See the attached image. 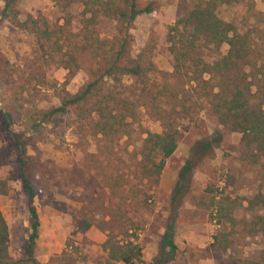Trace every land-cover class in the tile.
Segmentation results:
<instances>
[{
  "label": "rangeland",
  "instance_id": "374dc122",
  "mask_svg": "<svg viewBox=\"0 0 264 264\" xmlns=\"http://www.w3.org/2000/svg\"><path fill=\"white\" fill-rule=\"evenodd\" d=\"M137 3L140 8L149 6L152 12L139 15L132 24L131 58L146 63L145 67L151 63L152 69L144 80L148 88L136 117L127 119L123 127L126 133L112 142L96 127L98 117L91 103L43 118L44 113L60 106L56 90L69 80L66 89L76 94L88 82L97 62L87 53L79 55V68L69 77L60 62L48 59L46 49L33 34L18 30L1 15L5 0H0V52L7 61L6 74L0 75V110L13 117L12 132L5 131L0 119V180L7 181L9 187L8 194L0 197V209L9 229L10 258L16 262L25 257L31 232L29 202L21 178L27 170L18 163L15 133L27 145L25 159L40 219L34 252L41 264H56L55 258L65 251L76 259L75 264H108L102 246L111 229L122 242L127 233L135 236L144 264H150L146 260L156 262L163 229L189 221L190 208H195L196 219L210 225L212 234L232 230L231 247L213 249L212 243L199 250L181 244L174 260L167 259L164 264H202L206 260L215 264L258 263L264 259V234L250 236L245 223L264 214L260 208L248 209V201L264 190V157L254 163L252 150L241 142L242 136L218 124L211 105L191 90L194 84L184 88L172 76L168 31L193 10L195 2ZM16 10L21 22L40 12L62 25L66 12L76 16L83 6L80 0H19ZM218 15L238 31L249 32L253 51L261 55L257 65H264V0H236L230 6H220ZM115 29L114 19L102 18L95 31L101 39L111 40ZM226 51L223 47L220 53ZM203 53L207 63L218 57L212 46L203 48ZM43 71L45 79L40 82ZM103 87L100 97L108 86ZM139 88L137 80L124 77L118 93L134 102L140 96ZM174 120L179 134L177 151L167 161L157 185L142 183L136 168L129 169L123 160H135L146 134H160L163 124ZM213 138L220 141L197 160L194 144ZM189 159L196 161L190 188L175 200L178 174ZM226 209L234 224L223 220L220 226L215 219L217 211ZM110 215L117 218L114 225L109 223Z\"/></svg>",
  "mask_w": 264,
  "mask_h": 264
},
{
  "label": "trees",
  "instance_id": "16d2710c",
  "mask_svg": "<svg viewBox=\"0 0 264 264\" xmlns=\"http://www.w3.org/2000/svg\"><path fill=\"white\" fill-rule=\"evenodd\" d=\"M191 1L195 2L193 10L179 18L168 31L167 51L174 69L172 76L184 88L194 84L191 90L211 105L218 124L228 132L241 135V142L252 150L251 158L254 163H258L260 157H264V65H257L261 55L253 51L249 32L238 31L218 15L220 6H230L236 0ZM18 2L19 0H5L1 15L18 30L33 34L43 50L46 49L48 59L60 62L69 72V77L74 76L79 68V55L87 53L97 62V68L89 72L88 82L76 94L67 91L69 80L60 86V90H56L60 106L44 113L43 118L91 103L98 117L96 127L100 134L115 142L116 137L126 133L123 130L125 122L136 117L140 101L145 99L144 94L147 92L148 85L144 80L148 77L152 64L148 63L145 67L146 63H139L131 58L133 38L130 31L135 19L139 15L150 14L152 9L149 6L140 8L137 0H80L83 10L76 16L66 12L64 24L61 25L50 21L46 14L40 12L36 17L29 16L25 22L19 21L20 15L16 10ZM102 18L116 21L115 35L111 40L101 39L96 34L95 28ZM210 46L218 53V57L207 63L203 48ZM223 47L227 51L221 54ZM6 65L7 61L0 52V75L6 74ZM41 76L40 82L45 79L44 71ZM124 77L138 81L140 96L134 102L118 93ZM106 80L113 83V86L107 84ZM106 85V94L100 97L103 86ZM94 99L98 100L94 102ZM0 119L5 131L12 132V115L0 110ZM174 123L175 120L163 124V132L160 134L147 133L139 155L133 157L135 160H123L129 169L133 166L136 168V175L142 183L157 185L167 161L177 151L179 134ZM13 137L19 148L18 163L23 170H27L21 178L29 202L31 232L24 247L25 257L12 261L9 254V229L0 209V264H41L34 252L39 239L40 219L34 206L36 194L25 159L27 145L18 134L14 133ZM219 141V138H213L195 143L192 150L197 153V160L211 152L214 144ZM195 164L196 161L189 159L181 168L175 188V200L180 193L190 188ZM8 191V182L0 180V197L6 196ZM248 207L251 211L259 208L264 211L262 188L248 201ZM228 212L230 211L227 209L217 211L215 219L218 225L221 226L223 220L234 224L235 220ZM116 219L110 215L109 223L114 225ZM245 226L249 228L250 236L263 235L264 214L257 215L250 223H245ZM174 229L172 224L167 225L160 243V259L150 264H164L167 259L174 260L178 253ZM233 234L232 230L227 229L218 232L213 237L211 248L229 249ZM128 235L125 234L122 242L117 240L112 229L108 232V239L102 246L108 264H144L141 246L134 240L135 236ZM54 262L75 264L76 259L65 251ZM255 264H264V259Z\"/></svg>",
  "mask_w": 264,
  "mask_h": 264
},
{
  "label": "crops",
  "instance_id": "0c3cea01",
  "mask_svg": "<svg viewBox=\"0 0 264 264\" xmlns=\"http://www.w3.org/2000/svg\"><path fill=\"white\" fill-rule=\"evenodd\" d=\"M191 207V206H190ZM195 208H190L189 215L190 220L183 222L175 227V244L179 248L181 244L195 247L199 250L206 249L213 243L212 229L207 222H200L196 219ZM165 229H163L162 235H164ZM144 259V258H143ZM152 260H146L147 263H151ZM202 264H215L213 260H206Z\"/></svg>",
  "mask_w": 264,
  "mask_h": 264
}]
</instances>
